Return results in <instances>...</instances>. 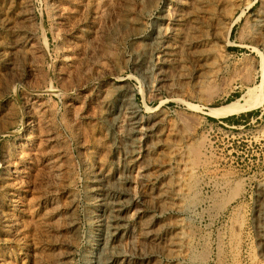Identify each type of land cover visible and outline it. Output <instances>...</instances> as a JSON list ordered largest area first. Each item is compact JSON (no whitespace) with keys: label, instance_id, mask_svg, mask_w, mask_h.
<instances>
[{"label":"rangeland","instance_id":"rangeland-1","mask_svg":"<svg viewBox=\"0 0 264 264\" xmlns=\"http://www.w3.org/2000/svg\"><path fill=\"white\" fill-rule=\"evenodd\" d=\"M193 6L202 64L179 48ZM262 16L264 0H0V264H96L107 245L117 264H264ZM248 87L249 107L207 113Z\"/></svg>","mask_w":264,"mask_h":264},{"label":"bare ground","instance_id":"bare-ground-1","mask_svg":"<svg viewBox=\"0 0 264 264\" xmlns=\"http://www.w3.org/2000/svg\"><path fill=\"white\" fill-rule=\"evenodd\" d=\"M184 1V0H183ZM197 1V0H196ZM211 1V0H210ZM149 2V1H148ZM197 3V2H196ZM200 3V2H199ZM205 3V2H204ZM198 4V3H197ZM247 6V5H246ZM94 7V6H93ZM185 7V6H184ZM211 7V6H210ZM198 8V7H197ZM204 8V7H203ZM208 8V7H207ZM211 10V9H210ZM213 11V10H212ZM197 12V9L195 8V6H193L192 7V10L191 11H188L185 15H181V19H183L184 21H187L186 23H187V28H183L184 29V34H182V35H184V37L182 38V43L180 42L179 43V48L181 49V50H186V51H188V52H191L190 50V46H191V42H190V40L188 41L187 40V36L189 35H191L192 34V32H190V31H192L194 28H195V24H196V22H197V18H198V13H196ZM211 13V12H210ZM220 14V13H219ZM208 15V14H207ZM210 15V14H209ZM263 15V14H262ZM132 16V15H131ZM205 16V15H204ZM201 17V16H200ZM207 17H209V16H207ZM260 17V16H259ZM259 24H260V26H262L263 28H264V16H262L261 17V19H259ZM198 26V25H197ZM181 28V29H182ZM194 33V32H193ZM205 33V32H204ZM201 35V34H200ZM191 36H193V35H191ZM192 38V37H191ZM194 38V37H193ZM211 40V39H210ZM210 45V44H209ZM212 45V44H211ZM207 46V45H206ZM209 47V46H208ZM176 48H177V46H175V45H164V49L162 50L163 51V54L164 55H168V56H170V54L173 52V51H176ZM200 48V47H199ZM180 51V50H179ZM210 51V50H209ZM177 52V51H176ZM173 55V54H172ZM191 56H192V58H193V60H195V61H197V62H199L200 64H202V62L204 61V58H205V52H204V50H192V52H191ZM165 57V56H164ZM168 59V58H167ZM176 59V58H175ZM170 60H171V58H170ZM168 61H169V59H168ZM178 61V60H177ZM123 62V61H122ZM193 62V61H192ZM213 63V62H212ZM199 65V64H198ZM208 65V64H207ZM177 66H178V64H177ZM196 66V65H195ZM200 66V65H199ZM176 67V66H175ZM181 67V66H180ZM208 67V66H207ZM206 67V68H207ZM205 68V69H206ZM179 69V68H178ZM181 70V69H180ZM206 72V71H205ZM183 73V72H182ZM184 74V73H183ZM203 74V73H202ZM182 75V74H181ZM181 75H179V76H181ZM191 75V74H190ZM157 77V76H156ZM209 77V76H208ZM177 80V79H176ZM195 81H197V80H195ZM208 81V80H207ZM257 87V86H256ZM256 87H248V89L246 90V92H245V95H244V101L243 102H240L238 99H236V100H234V101H231V102H228V103H225V104H223V105H221V106H219V107H211V108H209V111H207V113L209 112V114H211V115H216V116H220V115H226V114H230V113H234V112H237V111H240V110H243V109H245V108H247V107H249L255 100H256V95H257V88ZM136 111V110H135ZM137 115H136V113L135 112H132V114H131V116H129L130 117V119H129V122H128V129H129V132L130 133H133V132H135V128H136V124H137V122H139L138 120H137V117H136ZM162 118V117H161ZM154 124V123H153ZM153 127V126H152ZM170 129V128H169ZM174 131V130H173ZM136 133V132H135ZM134 135V134H133ZM131 136V135H130ZM159 137V136H158ZM145 146V145H144ZM171 146V145H170ZM169 146V147H170ZM171 148V147H170ZM170 148H168V149H170ZM179 148H180V146L178 147V145L177 146H173V148L171 149V152L172 153H174V154H180V152H179ZM167 149V150H168ZM183 154V153H182ZM181 154V155H182ZM175 156H177V155H175ZM171 157V156H170ZM188 158V157H187ZM178 160H180V159H178ZM169 162V161H168ZM189 162V161H188ZM126 164V163H125ZM169 164H171V163H169ZM188 164V163H187ZM190 165H191V162L189 163ZM195 163H193V165H194ZM137 165V164H136ZM186 165V164H185ZM196 165V164H195ZM187 166H189V165H187ZM167 168V167H166ZM192 168V167H191ZM173 169V168H172ZM163 170V169H162ZM189 170V169H188ZM191 170H193V168L191 169ZM161 171V170H160ZM189 172H191V171H189ZM159 175V174H158ZM154 176V175H153ZM161 182V181H160ZM153 184H155V183H153ZM165 184V183H164ZM150 185V184H149ZM158 186V185H157ZM162 186V185H161ZM165 186V185H164ZM169 186V185H168ZM187 187H188V185H186ZM183 187V186H182ZM157 188V187H156ZM190 188V187H189ZM189 188H188V190H189ZM192 188V187H191ZM149 189V188H148ZM151 189V188H150ZM178 189V188H177ZM185 190V189H184ZM186 190H187V188H186ZM169 191V190H168ZM195 192V191H194ZM166 193V192H165ZM186 193V192H185ZM197 193V192H196ZM170 194V193H169ZM182 194V193H181ZM187 194V193H186ZM109 195V194H108ZM107 195V196H108ZM149 195V194H148ZM180 196V195H179ZM150 197V196H149ZM154 197H155V199L158 201V202H160V201H162V200H164L165 199V194H164V192H162V191H155V193H154ZM170 198V197H169ZM153 199V198H152ZM182 199V198H181ZM115 200V199H114ZM166 200V199H165ZM180 200V199H179ZM113 201V200H112ZM111 202V201H110ZM157 202V203H158ZM121 203V202H120ZM161 203V202H160ZM164 203V202H163ZM108 204V203H107ZM150 204H151V202H150ZM149 204V205H150ZM119 205V204H118ZM121 205V204H120ZM157 205V204H156ZM166 205V204H165ZM158 206V205H157ZM107 207H108V212H107V218H108V221H110L109 222V224H108V226H107V230H106V235H105V238L107 237H110V236H112V235H114L115 233H116V229L118 228V221L119 220H121V216H120V212L123 210V208L122 207H117V205L116 204H114L113 202L111 203V205L109 204V205H107ZM159 208V207H158ZM160 209V208H159ZM182 210V209H181ZM123 218H125V216L123 217ZM106 222H107V220H106ZM139 222V221H138ZM35 223V222H34ZM147 223V222H146ZM149 223V222H148ZM143 224H145V223H143ZM142 224V225H143ZM107 225V224H106ZM150 225V224H149ZM106 227V226H105ZM139 228H141V227H139ZM149 229V227L147 226V225H144L143 227H142V230H143V233H144V235L146 236V237H151L149 234H152V232L153 231H151V230H148ZM153 230V229H152ZM190 231V230H189ZM183 232V231H182ZM178 233V232H177ZM178 234H180V233H178ZM185 234H186V232H185ZM181 235H182V233H181ZM115 236V235H114ZM157 236V235H156ZM144 237V236H143ZM188 237V236H187ZM153 237H151V239H148V241H149V243H151V242H153L152 239ZM110 239V238H109ZM178 239V238H177ZM176 239V240H177ZM145 240V239H144ZM181 240H182V238H181ZM95 241V240H94ZM151 241V242H150ZM178 241V240H177ZM184 241V240H183ZM143 242V241H142ZM180 242V241H179ZM182 242V241H181ZM145 243V242H144ZM148 243V244H149ZM163 243H165V242H163ZM175 243V242H174ZM173 243V244H174ZM177 243V242H176ZM189 243V242H188ZM108 244V243H107ZM148 244H147V246H148ZM177 245V244H176ZM112 246H114V245H112ZM151 246V245H150ZM149 246V247H150ZM104 247V246H103ZM115 247V246H114ZM179 247V246H178ZM177 247V248H178ZM105 248V254L103 255L102 254V256L103 257H96L97 259H96V264H117V261H118V258H119V253L117 252V251H115L114 249H116V248H112V247H109L108 245L107 246H105L104 247ZM103 248V249H104ZM186 249H187V247H186ZM179 250H181V249H179ZM174 253V252H173ZM184 256V255H183ZM177 261V260H176ZM120 262V261H119ZM119 264V263H118Z\"/></svg>","mask_w":264,"mask_h":264}]
</instances>
